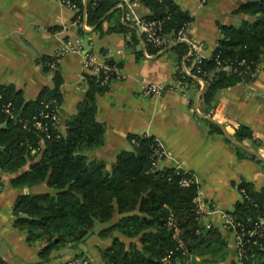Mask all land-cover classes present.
<instances>
[{"label": "trees", "instance_id": "1", "mask_svg": "<svg viewBox=\"0 0 264 264\" xmlns=\"http://www.w3.org/2000/svg\"><path fill=\"white\" fill-rule=\"evenodd\" d=\"M68 1L76 7L75 15L84 17L86 26L101 31L103 22L112 21L107 32L128 35V48L133 50L140 41L135 28L120 21L124 10L118 7L119 1ZM129 1H138L148 10L149 15L144 18L162 21L161 31L166 37L191 22L175 0ZM234 13L251 17L252 21H242L238 26L218 25L216 49L200 65L205 76H186L181 71L182 62L185 66L191 63L186 44L167 48L175 54L174 77L182 78L186 85L194 78L203 81L198 104L204 111L215 105L218 91L249 81L264 57V0L245 2ZM141 36L145 51L158 54V49ZM134 54L139 56L140 52ZM50 61L46 59L45 69L52 72L53 87L42 89L34 101L24 102L21 92L13 86L0 85V185L1 174L15 175L10 182L14 189L45 184L53 191L19 195L12 207L14 226L26 234L28 244H41L39 262H48L55 251L73 249L94 234L96 225L108 224L98 232L100 238L111 240L107 248L99 250L104 264H180L183 257L167 227L169 217L179 229L187 252L197 260L192 264L224 262L227 242L222 231L205 224L194 213L198 185L182 188L181 173L176 174L172 167L153 166V138L129 137L137 144L131 150L118 152L109 168L103 161L89 157L104 144V128L95 120L96 97L108 87L100 85V77L84 76L85 97L76 115L66 122L64 136L51 126L49 119L43 118L44 114L57 111L62 102V77L58 70L47 66ZM239 61H244L245 66L238 67ZM230 65L241 74L224 70ZM8 104L6 112L2 106ZM34 119L47 126L46 133L33 127ZM25 121L28 124L23 128ZM204 123L211 133H221L215 123ZM234 136L237 141L250 139L251 131L240 127ZM235 150L239 157L243 156L240 148ZM238 190L252 203L242 198L231 212L236 219L264 215V190L254 192L244 182ZM253 203L260 207L253 208ZM250 251L255 254L256 264H261L264 250L252 247ZM0 264L7 263L0 257Z\"/></svg>", "mask_w": 264, "mask_h": 264}, {"label": "crops", "instance_id": "2", "mask_svg": "<svg viewBox=\"0 0 264 264\" xmlns=\"http://www.w3.org/2000/svg\"><path fill=\"white\" fill-rule=\"evenodd\" d=\"M248 1L255 0H175L191 18V34L206 59L216 49L219 24L238 26L242 21H252L251 17L234 13ZM132 3L140 17L149 15L138 1ZM74 17L75 12L61 0H0V85L13 86L21 92L24 102L34 101L42 89L53 87L52 72L45 69V61L53 57L62 41L80 38L90 42L97 62L117 63L123 78L111 81L96 97L95 120L104 128V144L89 157L103 161L109 168L118 152L132 149L129 137L144 135L160 141L168 152L161 167L179 164L196 176L206 210L202 220L219 228L227 242L226 259L219 264H236L233 234L221 228L219 212H233L241 202L238 186L242 182L254 192L264 190V57L249 81L218 91L215 105L204 111L198 104L204 83L197 78L183 91L143 96L148 83L174 86L177 65L169 49L156 55L147 53L135 29L140 41L131 50L126 45L128 35L107 32L112 21L103 22L101 31H96L84 22L72 25ZM135 51L140 55L136 56ZM188 67L181 63L183 73ZM55 70L62 77L57 131L64 136L66 122L76 115L85 97L87 72L82 57L76 54L61 58ZM204 121L218 125L221 133H211ZM240 127L251 131L250 139H235ZM235 147L243 156H238ZM14 177L1 174L0 257L7 264H65L74 255L73 249L55 251L48 262L40 263L41 244H28L26 234L14 226L12 207L19 195L53 191L45 184L14 189L10 185ZM108 226L96 225L89 250L83 251H90L92 264H104L99 250L107 248L111 240L100 238L98 232Z\"/></svg>", "mask_w": 264, "mask_h": 264}, {"label": "built area", "instance_id": "3", "mask_svg": "<svg viewBox=\"0 0 264 264\" xmlns=\"http://www.w3.org/2000/svg\"><path fill=\"white\" fill-rule=\"evenodd\" d=\"M61 2L70 10H73L75 13L77 12L76 7L68 0H61ZM118 7L124 10L122 21L135 28L139 34L144 35L147 41H150L159 52L177 43L186 44L188 46V56L191 58V63L190 67L184 70V75L186 74L195 77L193 75V73H195V75L197 74L201 77L205 76V73L200 70V65L206 58H204L202 54L200 43L197 42L191 34V22L182 25L171 36L166 37L161 31L162 21L140 17L136 13L133 3L129 0H119ZM82 21L84 22V17L82 18L79 15H75L72 25H80ZM69 54L80 55L83 59V67L86 70L87 75L100 77L101 86H108L111 81H119L123 78L121 68L117 63L113 62L110 64L108 61L98 63L96 56L92 52L91 43H86L85 46H83L80 38L62 41L61 46L55 51L53 57H51L50 63H47V66L51 70H55L58 61ZM236 65L238 67H243L245 66V62L239 61ZM224 70L241 74V72H237L236 68H232L231 65L226 66ZM173 82L174 86H161L148 83L145 85L142 94L145 97H159L168 90L183 91V89H185L186 84L182 81V78L174 77ZM9 107V104L2 106L6 112L9 110ZM43 118L49 119L51 121V126L57 128V111L44 114ZM27 124L28 122L25 121L23 123V128H26ZM32 125L36 130L44 133L48 130L46 125H42L40 122L35 121V119L33 120ZM131 144L136 145L137 142L131 140ZM151 155L154 160V167H159L160 164L168 158V152L164 145L155 139L151 146ZM172 168L176 174L181 173L183 175L179 181L180 187L185 188L192 183H196V176L190 171L183 169L179 164L174 165ZM241 193L242 198H246L249 201L243 191ZM193 202L195 205L194 213L202 220L206 210L199 195L195 197ZM249 202L252 203V201ZM252 207L257 209L260 205L253 203ZM219 213L221 218V228L223 230H228L233 234L237 264H256L255 254L250 251V248L259 247V249L264 250V215H256L255 217L246 216L243 219H236L231 212L221 211ZM167 227L172 230V240L176 244V250L180 252L183 257L182 264H192V256L187 252L185 244L180 237V231L175 226L171 217H169L167 221ZM65 264H89V262L84 259L72 258L66 261ZM261 264H264V259L261 260Z\"/></svg>", "mask_w": 264, "mask_h": 264}, {"label": "rangeland", "instance_id": "4", "mask_svg": "<svg viewBox=\"0 0 264 264\" xmlns=\"http://www.w3.org/2000/svg\"><path fill=\"white\" fill-rule=\"evenodd\" d=\"M82 44H83V46H85L86 42H84L82 40ZM89 243H90V237H88L85 242H83V243L78 244L77 246H75L73 248V250L75 251L76 254L74 253V255L72 256V258L73 257H76V256H81V258H79V259H84V260L88 261L89 264H92V257L90 256V251L83 252V251H86L89 248ZM85 244L87 246L86 248H85ZM72 258H70V259H72ZM192 259H193V261H197L196 259L194 260V257H192ZM180 264H182V262Z\"/></svg>", "mask_w": 264, "mask_h": 264}]
</instances>
